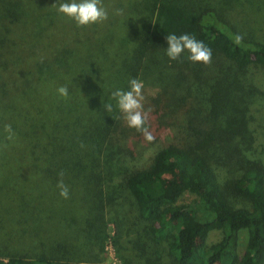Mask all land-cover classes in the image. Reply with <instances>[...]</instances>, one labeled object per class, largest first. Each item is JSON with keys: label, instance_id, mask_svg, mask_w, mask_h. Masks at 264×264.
<instances>
[{"label": "trees", "instance_id": "1", "mask_svg": "<svg viewBox=\"0 0 264 264\" xmlns=\"http://www.w3.org/2000/svg\"><path fill=\"white\" fill-rule=\"evenodd\" d=\"M37 1L0 0V157L6 155L1 147L9 146L16 159L43 161L46 175L79 176L88 198L98 192L90 214L96 215L97 200L131 206L133 224L157 246L156 262L167 254L172 264H264V166L247 154L252 146L232 144L249 129L256 109L250 103L259 99L254 81L264 74V41L209 5L193 17L194 32L186 40L181 26L157 14L163 0H148L151 26L139 30L132 1L134 10L121 16L114 10L115 19L109 17L113 34H138L127 53L125 41L106 45L87 37L95 16L79 24L72 7L64 22L71 20L82 34L73 43L48 42L51 54L39 52L15 71L13 59L22 51L27 59L43 49L26 40L34 33L32 24L23 23L35 19ZM121 2L113 0L108 11ZM49 16L41 25L47 36L55 21ZM15 31L24 33L13 37ZM66 44L74 53L70 62ZM30 167L27 175L43 170ZM7 193L0 189V216L11 206L22 228L15 233H36L47 211L33 200L17 205ZM187 194L193 199L181 201ZM244 229L248 241L240 254ZM214 230L224 235L210 243ZM0 264L71 262L64 254L9 253Z\"/></svg>", "mask_w": 264, "mask_h": 264}, {"label": "rangeland", "instance_id": "2", "mask_svg": "<svg viewBox=\"0 0 264 264\" xmlns=\"http://www.w3.org/2000/svg\"><path fill=\"white\" fill-rule=\"evenodd\" d=\"M132 1H135L136 12L134 15L139 18L136 23L139 30L150 27L151 25L147 22L151 15L146 5L148 0H122L121 4L117 5L118 7H112L110 11L108 9L113 5V0H38L35 19L26 17L23 23L32 24L31 31L34 33L32 36H26V40L33 43V46L37 44V47L43 49H41L42 51L32 50L27 59L22 58L24 52L22 51L20 57L13 59L12 64L15 65V71L28 66L24 63L36 61L41 57L37 54L39 52L51 54L52 52L48 53L49 49L46 48L48 42L53 44L59 42L61 45V42H67L61 40L69 39L68 43H73V40L82 34L84 30L80 26L69 23L71 20L64 22L72 7L73 19L79 24L86 22L90 16H95L93 20L95 27H92L86 34L87 37L102 38L106 45H112L115 41H125L128 43V53L137 46L138 34L129 35L128 38L120 31V37L117 33L113 34L109 29V17L112 16L115 19L114 10L117 11L118 16H121L127 9L134 10ZM206 5L216 7L229 20L237 22L241 29L251 30L249 34L253 35L255 39L264 41V0H163L157 14H162L167 19L168 25L181 26L182 32H184L183 37L188 40V37L194 32L193 17L198 14L202 6ZM39 7L43 8L36 10ZM52 10L54 11L52 12ZM47 13H50V16ZM48 16L55 18L50 29V36L46 35V30L41 31V25ZM154 20L155 16L152 18V21ZM60 25L61 28L58 30ZM23 33V31H15L12 35L18 37V34ZM64 46L70 49L65 53L68 55L71 52V46L69 44ZM69 55L68 62L70 59H74L73 52ZM254 84L259 92V99L257 102L250 103L253 105L252 109L256 108L252 121L249 122V129L245 133L235 136L232 144L235 146L237 143L244 142L245 146H252L254 149L248 150L247 154L258 163L262 162L264 166V74H260ZM92 104L94 109L100 107L99 102L92 101ZM232 106L234 107V103ZM85 107V105H81L80 110ZM73 119H76L74 115ZM41 129L43 126H40L37 132ZM8 147H1L6 155L0 157V189L6 190L8 192L6 199L14 201L17 205L18 202L36 201L42 211H47L49 217L44 219L43 223L41 221L42 225L36 233L19 236L15 231L22 229L17 228L20 225V220L17 219L16 210L12 211V207L8 204L10 206V208L7 206L8 212L0 216V257L9 253L23 256L48 253L51 255L64 254L71 264H127L128 260L133 264H172L171 258L167 254L161 261H155L154 252L157 246L144 233L141 225L133 224V217L136 213L134 209H131V206L126 204L121 207L113 203L106 205L105 200H97L96 215L94 212L90 214L88 213L89 204L92 202L91 198L94 200L97 198V190L93 189L92 193L89 192L88 198L79 181V176H75L73 173L58 175V177L57 175H46L43 169L46 165L43 161H33L28 158L19 160L18 157L16 159L8 153L10 151ZM25 161L28 166L23 164L21 167ZM115 165L113 167L115 175L113 183L117 184L121 178L115 172ZM30 166H41L43 170L27 175V169L31 168ZM7 168L9 170H6ZM52 177H57V179L54 180ZM120 192H123L128 199H133L124 188ZM193 197V195L187 194L181 201L189 202ZM3 207L4 204L1 203L0 212ZM118 225L121 226L120 230ZM223 235V231L214 230L210 233L208 241L210 243L217 242ZM247 241L248 231L241 230L240 254H243Z\"/></svg>", "mask_w": 264, "mask_h": 264}]
</instances>
